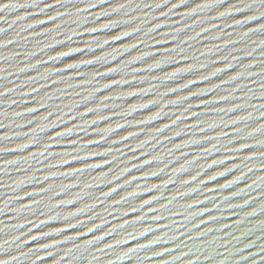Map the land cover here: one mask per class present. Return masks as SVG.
<instances>
[{"label": "water", "instance_id": "water-1", "mask_svg": "<svg viewBox=\"0 0 264 264\" xmlns=\"http://www.w3.org/2000/svg\"><path fill=\"white\" fill-rule=\"evenodd\" d=\"M0 264H264V0H0Z\"/></svg>", "mask_w": 264, "mask_h": 264}, {"label": "snow or ice", "instance_id": "snow-or-ice-1", "mask_svg": "<svg viewBox=\"0 0 264 264\" xmlns=\"http://www.w3.org/2000/svg\"><path fill=\"white\" fill-rule=\"evenodd\" d=\"M5 7H7V5H5Z\"/></svg>", "mask_w": 264, "mask_h": 264}]
</instances>
